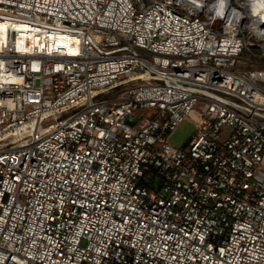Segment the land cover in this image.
<instances>
[{
  "label": "built area",
  "instance_id": "built-area-1",
  "mask_svg": "<svg viewBox=\"0 0 264 264\" xmlns=\"http://www.w3.org/2000/svg\"><path fill=\"white\" fill-rule=\"evenodd\" d=\"M0 264H264L251 0H0Z\"/></svg>",
  "mask_w": 264,
  "mask_h": 264
},
{
  "label": "rangeland",
  "instance_id": "rangeland-1",
  "mask_svg": "<svg viewBox=\"0 0 264 264\" xmlns=\"http://www.w3.org/2000/svg\"><path fill=\"white\" fill-rule=\"evenodd\" d=\"M245 57H248L253 60L258 59L255 56L256 54L247 50L244 54ZM197 127V119L193 114H188L184 117V119L177 125V127L173 130V132L169 136V141L177 146H184L192 134L195 132Z\"/></svg>",
  "mask_w": 264,
  "mask_h": 264
},
{
  "label": "bare ground",
  "instance_id": "bare-ground-1",
  "mask_svg": "<svg viewBox=\"0 0 264 264\" xmlns=\"http://www.w3.org/2000/svg\"><path fill=\"white\" fill-rule=\"evenodd\" d=\"M251 5L253 8L254 14L262 15V18H264V10L259 12L261 8H264V0H251ZM220 10H222V13H225L222 8H220Z\"/></svg>",
  "mask_w": 264,
  "mask_h": 264
},
{
  "label": "snow or ice",
  "instance_id": "snow-or-ice-1",
  "mask_svg": "<svg viewBox=\"0 0 264 264\" xmlns=\"http://www.w3.org/2000/svg\"><path fill=\"white\" fill-rule=\"evenodd\" d=\"M221 7H223V4H221Z\"/></svg>",
  "mask_w": 264,
  "mask_h": 264
}]
</instances>
